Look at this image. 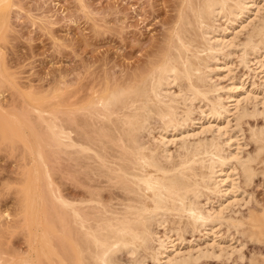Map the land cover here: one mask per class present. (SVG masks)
I'll list each match as a JSON object with an SVG mask.
<instances>
[{"label": "rangeland", "instance_id": "rangeland-1", "mask_svg": "<svg viewBox=\"0 0 264 264\" xmlns=\"http://www.w3.org/2000/svg\"><path fill=\"white\" fill-rule=\"evenodd\" d=\"M8 1L9 8H6L7 11H3L6 14L2 13V17H0V104L2 107L0 110V261L1 264H20L21 257L31 253V256L33 255L32 257L35 258H33V264H47L50 259H53V261L50 260L52 264H59L61 251L57 250H61L62 239L58 236H61L60 209L57 204L58 193L61 192L67 197L70 196V199L73 197L72 200L80 201L89 198L92 193L95 197L100 192L98 194L101 195L103 202L114 207H118V202L121 199L116 197L117 191L114 188L95 187L96 182H90V180L85 182L84 174L76 173L74 175L70 170H64L53 147L45 142L38 144L34 142L37 139H43L45 135L43 125L36 115L38 112L34 109L57 116L62 107L69 108L76 102L86 100L94 91L101 90L105 85L111 86L115 82H124L140 78V76L148 77L165 60L167 53L172 51V47L176 45L178 37L183 36L182 34L190 45L191 52L196 55L200 54L202 59L204 58L203 54L197 50L200 51L203 43L199 31L195 28L192 12L189 10L191 0ZM262 1L254 0L261 6V8L259 6L257 8L258 4L252 6V1L246 0L247 9L240 14V19L236 20V24L234 22L231 25L228 24V31L225 34L219 31L220 34L226 36V39H233L236 44H242L250 34L249 32L253 33L254 27L260 21L258 18H264V1ZM184 16L189 18L188 25H184L181 21ZM219 19H216V23H214L218 26V30L226 25L222 19ZM240 22L241 24L243 22V26H240ZM254 22L256 23L254 24ZM262 52H264V42L257 45L253 55ZM249 53L250 58L252 52ZM239 54L238 48L222 47L220 53L216 54V62L215 59H209L211 62H208V66L211 68L209 82L216 83L217 90L212 84L211 87L214 89L207 94L211 99L207 98L211 101L215 97H219L225 110L222 107L221 114L217 117L211 114L205 115V113H200L201 116L198 106L201 105L207 109L204 106L207 98L203 101L196 98L192 100L191 105L194 111L191 112L192 114L190 113V120H186L187 123L183 127L184 131L192 132L193 130L195 132L188 136L187 140L197 141L196 138L202 136V139L204 137L216 138L222 145L225 155L226 152L231 155L230 152L236 150L234 152H238L237 155H240L238 157L244 158L249 152L255 150L249 129L252 127L262 128L264 132V101H262L264 100V83L259 81L258 75L261 73L253 71L252 68L255 66L250 63L251 59L248 62L249 70L248 67L240 63ZM215 64L218 65L217 68H215ZM64 80L68 82L65 87L61 86V82ZM233 83L242 85L236 90L238 93L235 91L241 97L248 92V98H245L246 102L242 100L239 103L240 108L244 106L247 112L250 111L247 117H238L237 112L242 108L237 111L232 105L235 101L229 100L230 97H225L230 93L228 85ZM179 84H171L170 89L174 94L184 93L187 89L184 88V84ZM209 84L205 86V89L209 87ZM73 99L75 103L72 102ZM59 102L66 103L59 105ZM182 109L185 107L180 105L177 110L179 114L182 113ZM4 111L10 112L26 123L28 134L31 135V140L33 139L32 144L25 145L16 132L12 133L16 126L12 125V128H9L4 125ZM46 115L44 114V116ZM78 115L81 114L78 113ZM157 120V118H153L149 124V130L153 137H158L159 132L165 131L166 123L160 120L157 122ZM214 122L222 125L219 132L215 129ZM201 125H204L202 129H200ZM176 126L178 128L179 125ZM173 128L167 129V135L170 136V132H173L175 136H180V132ZM198 129L203 131L197 132ZM147 134L144 131L140 139L146 142L150 138L147 142L151 143L152 136L149 135V137ZM155 142L154 146L159 143ZM180 143V138L176 137L174 142H168L167 147L175 155ZM160 147L157 148L160 149ZM230 161L233 163V159ZM253 166L257 168L256 170L264 167L259 162H253ZM234 171L232 177L238 179L237 183L231 186L233 190L228 191L229 193L227 192L228 194L226 193L221 198L223 204H226L224 202L227 199H231L233 205L226 207L224 213L222 212V216L225 217L217 223V229L214 228L215 234L212 235L210 232L205 236L202 229H192L189 225H183V229L179 230L180 233L182 232L181 236L177 238L180 240L179 247L185 253L188 252V249L193 248L191 252L195 256V258L192 257L193 260L190 258L181 264H250L251 262L264 264V234L259 237V241H256L249 237L247 231L243 233L244 228L239 230V228L227 225L226 222L228 217L245 219L253 213L254 216H258V219L260 218L257 224L263 225L264 175L257 171V175L255 173L251 183L247 184L241 180L239 168L235 167ZM32 184H37L39 187L37 197L32 190L35 187ZM215 195L209 196V202L205 204L207 208L212 205L210 203L217 204L216 201L220 197ZM234 197L240 201L237 203L236 199V201L233 200ZM201 198L200 201L204 202ZM228 205L230 204L228 203ZM89 210L91 213L95 212L92 209H87V215H92L88 214ZM174 218L177 217L174 216ZM35 224L38 225V229L35 239H33L30 235H32L31 231ZM182 224H184V220L180 226ZM170 225L169 222L165 223V227L152 224L150 228L158 235L172 229V232L168 234L176 235L173 231L176 228ZM174 226L177 227L176 224ZM206 240L210 243L212 241V245H206ZM58 244L60 249H56ZM156 244L158 243L153 240L150 242L149 249L146 251L140 249L139 254L132 256L136 261L140 259L145 264H154L153 257L157 252L155 249L158 247ZM205 248L206 251L209 250L208 255L200 256L199 252L204 251ZM153 251H155L154 254ZM225 251L230 255L225 257ZM240 252L242 260L238 258ZM119 254L123 263L130 262L132 264L134 262L131 255L126 254L125 251Z\"/></svg>", "mask_w": 264, "mask_h": 264}, {"label": "bare ground", "instance_id": "bare-ground-1", "mask_svg": "<svg viewBox=\"0 0 264 264\" xmlns=\"http://www.w3.org/2000/svg\"><path fill=\"white\" fill-rule=\"evenodd\" d=\"M251 1L253 2H251L252 6L258 4L254 0ZM258 6L259 4L257 8ZM259 7L261 8V6ZM6 8H9V1L0 0V17H2L1 14ZM189 8L194 17L195 28L199 31L203 43L200 44V51L197 50V52L203 54L206 59H202L199 56L200 54L196 55L191 52V47L185 41L184 34H182L183 36H179L176 45L172 47V51L167 53L165 60L148 77L142 78L140 76V78L124 82H115L111 86L105 85L101 90L94 91L86 100H79L80 102L72 104L69 108L62 107L60 114L57 116L34 109L38 112L36 115L45 130L44 138L37 139L34 142H37V144L45 142L53 147L64 170H70L74 175L76 173L84 174L85 182H89V180L90 182H96L95 187L114 188L117 191L116 197L121 199L118 202V207H114L103 202L101 195L98 194L100 192L95 193V197L92 193V196L90 195L89 198L80 201L72 200L73 197L70 199V196L67 197L66 194L64 195L61 192L58 193L57 204L60 209L61 230V236H58L62 239L61 250H57L61 251L59 264H125L126 262L123 263V260L119 257V253L122 251L131 255L130 257L134 260L132 264H145L138 257L139 261H136L132 255H137L140 249L145 251L149 249L150 242H153V240L158 243L156 244L158 247L156 246L155 249L157 252L153 251V254L156 253V256L153 257L154 264H159L158 262L161 264L186 262L194 256L191 252L193 248L188 249V252L185 253L179 247L180 240L177 238L182 233L179 230L183 229V225H189L192 229H202L205 236L210 232L212 235L215 234L214 228L225 217L222 216V212L226 210V207L233 205L231 199L230 202L229 199L223 198L226 200L224 202L226 204H223L221 198L228 191L233 190L231 186L237 183L236 180L238 179L232 177V172H235L234 168H239L241 180L247 184L257 171L264 175V167L256 170L257 168L253 166V162H259L264 166V132L262 128L249 127L250 138L255 145V150L249 152L244 158H240L238 157L240 155H237L238 152H234L236 150L231 151V155L227 152L225 155L222 145L216 138L208 139L204 137L202 139V136L196 138L197 141L187 140V137L195 132L193 130L192 132L184 131L183 127L187 123L186 120L190 118L191 112L194 111L191 105L192 100L199 98L200 101H203L207 97L211 99L207 94L214 88L217 90L216 83H212L215 85L212 88V84L209 82L211 80L209 75L211 68L208 66V62L209 59H215L216 62V54L220 53L222 47L238 48L240 63L248 69L250 67L248 62L251 59L250 63L255 66L252 68L253 71L261 73L258 75L259 81L264 83V52L253 55L257 45L264 42V18H258L260 21L254 27L253 33L249 32L250 34L247 35L242 44H236L233 39H226V36L221 35L220 32L225 34L228 31V24L231 25L232 22L235 23L240 19V14L247 9L246 0H191ZM218 18L226 23L220 30L214 24ZM181 21L184 25L190 23L187 16H184ZM239 24L243 26V22ZM249 52H252L250 58L248 56ZM217 66L215 64V68ZM179 83L184 84V88L187 89H184V93L180 94L177 91L178 93L174 94L170 89L171 84L178 85ZM243 83L241 84L243 85ZM66 84L68 82L65 80L61 82L63 87ZM207 84H209V87L205 89ZM239 84L228 85L230 93H226L225 96L230 97L229 100L233 99L235 101L232 105L236 110L240 108L239 103L242 100L246 102L245 98H248V92L242 97L237 94L236 90L242 86ZM208 98L205 100L204 105L207 109H204L201 105L198 106L199 114L219 116L221 114L220 109L223 107L225 110L220 98L215 97L211 101ZM72 102L75 103L74 99ZM62 103L59 102V105ZM180 105L185 109H182V113L179 114L177 110ZM241 108V111L237 110V116L247 117L250 111L247 112L244 106ZM78 113L81 115L77 116ZM44 114H47V117ZM153 118L166 123L165 131L159 132L158 137H153L151 130H149V124ZM3 123L9 128H12V125L16 126L12 133L16 132L25 145L33 143L23 120L13 116L8 111H4ZM177 124L179 125L178 128ZM166 125L168 128L176 126L173 130L179 131L180 136H175L173 132H170V136L167 135L168 128ZM213 125L218 132L221 130L222 125L217 123ZM202 126L204 125H201L200 129H202ZM144 131L148 133V136H152L153 141L157 140L159 143L154 141L156 143V146H154L153 141H151L152 144L150 141L147 142L150 138L147 141L145 140L146 142L141 141L140 136ZM176 137L180 138L181 143L174 155V152L172 154L169 151L167 144L168 142H174ZM157 147L162 150L160 151ZM237 147L236 149H238ZM231 159H233V163H231ZM37 184H32V186H35L32 190H34L36 197L39 189ZM209 193L218 195L220 199L216 201V205L210 203L212 205L207 208L205 204L209 202L208 199L211 195ZM201 197L204 202L200 201ZM235 199L237 200L236 197L233 198L234 201H236ZM239 201L237 200V203ZM87 209H92L95 212L91 213L89 210L88 214L91 213L92 215H87ZM174 216L177 218L175 219ZM262 219L264 221V216ZM183 220L184 224L180 226ZM258 221H260V218L258 219V216H254L253 213L245 219H233V217L226 219L227 225L236 229L239 228V230L244 228L243 233L247 231L249 237L256 241H259V237L264 234V228H262L264 222L261 227L257 224ZM168 222L169 225L176 224L177 227L170 225L176 228L173 229L176 235L168 234L172 232V227L169 232L164 231L161 235L153 232V229L150 228L152 224L165 227V223ZM37 224L33 225L31 231L32 235L30 237L33 239L37 234ZM207 244L212 245V241L211 243L207 241ZM56 249H60L59 244ZM199 250L201 249L199 248ZM206 250L205 248L204 251H200V256L208 255L209 250ZM136 255H134L135 258ZM227 255L230 254L225 251V257ZM32 256L31 253L22 256L20 264H33L35 258ZM238 256L240 260L243 259L241 252ZM50 260L53 261V259ZM50 260L47 264H52ZM250 264H255V262Z\"/></svg>", "mask_w": 264, "mask_h": 264}]
</instances>
